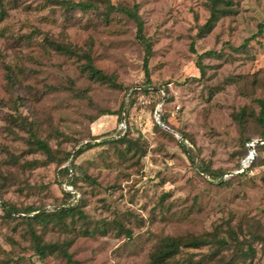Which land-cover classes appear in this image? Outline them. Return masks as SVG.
<instances>
[{
  "label": "rangeland",
  "instance_id": "1",
  "mask_svg": "<svg viewBox=\"0 0 264 264\" xmlns=\"http://www.w3.org/2000/svg\"><path fill=\"white\" fill-rule=\"evenodd\" d=\"M3 1L0 202L18 211L61 204L63 158L94 137L102 142L76 158L90 176L77 182L83 215L44 230L6 217L0 206V264H152L163 237L191 234L226 242L183 248L165 264H189L187 257L193 264H264V150L257 156L255 147L256 164L237 174L249 153L245 138L264 142V0H231L232 13L207 32L211 0H112L138 5L152 43L150 84L161 87L162 100L153 92L133 101L128 90L148 80L134 20L116 12L108 21L99 11H67L47 0ZM207 50L220 55L201 59L202 74L199 54ZM86 52L108 81L84 71ZM122 106L136 144L104 143L122 121L102 112L120 114ZM163 113L168 125L160 129ZM36 138L48 142L50 155ZM207 166L221 175L202 172ZM31 230L45 242L73 239V262L61 253L41 258ZM248 245L253 252L244 255Z\"/></svg>",
  "mask_w": 264,
  "mask_h": 264
},
{
  "label": "trees",
  "instance_id": "2",
  "mask_svg": "<svg viewBox=\"0 0 264 264\" xmlns=\"http://www.w3.org/2000/svg\"><path fill=\"white\" fill-rule=\"evenodd\" d=\"M52 2L56 5H61L67 9V11L70 10H80L82 12H88L90 10L99 11L100 14H102L108 21L111 18V15L116 12L123 13L127 15L130 19L134 20L137 24V32L138 37L141 39V41L144 43L146 48V57H145V68H146V74L148 76V80L145 84H139L135 87H131L129 91V95L132 96V101L139 98L140 95H148L149 93H157L159 96V100H162V93H161V87H155L151 85L150 83V74L148 69V61L150 56L152 55V43L149 40H146L144 37V29L145 24L144 20L142 19V16L138 12V5L135 4L132 8L123 4H116L113 3L112 0H47ZM230 2L231 0H211V15L209 19L206 21L204 25H202V30L204 32H207L211 30L214 25L217 23V21L222 17L223 15L232 13V8H230ZM7 16V11L4 8V1L0 0V21L4 20ZM55 49H57L60 52H71V48L67 45H63L61 43H55L54 44ZM243 48V44L239 46L237 49ZM220 53L216 50H207L201 54H199V64L198 67L201 70V73H205L204 65L201 62V59L204 56H218ZM84 57L86 58V63L84 65V71H87L91 78L101 81H108L110 79V76L104 73V71L100 68H98L93 61V58L90 54V52L84 53ZM12 79V78H10ZM261 105V112L258 115V119L261 123L264 122V99L258 100ZM157 103V102H156ZM157 105V104H156ZM124 106L120 108V114L117 112H107L104 111L102 114H117L118 119L120 122L123 119V115L125 112V122L128 121V110H125ZM244 110L240 111L236 114L235 117L237 119L242 120L244 116ZM167 115L165 113L161 114V120L168 125V119ZM96 118L93 120L95 121ZM157 127L161 129V125L159 123H156ZM129 125L127 123V129H119L115 132L109 133L105 135V139L103 141L111 142V141H117L121 143H129V145L136 144V141L130 139L128 137L129 133ZM262 136L260 137L261 141L264 140V131L261 133ZM246 140V149L249 151V143L250 141H253L254 138L247 137ZM99 140V137H94L93 140H90L84 144L77 152H68L64 159V164L61 166V170L66 174L65 179L63 180L64 186V197L65 201H63L61 204L54 206L52 208L45 207V208H38L36 206H29L25 208L24 211H18L14 207H10L8 202L1 201L0 206L5 213L6 217H12V218H19L23 221L32 224H43L44 230L48 229L51 222H54V225L63 226L66 223V220L68 218H73L76 215H83L84 212L82 210V207L84 206L83 202V196L80 190L77 187V182L80 179V174H83L85 178H89L82 169V167L79 164H76V158L79 156L80 153L92 149L95 146H97L102 141ZM36 148L40 149L46 154H51V147L48 144L47 141L36 138L35 139ZM185 146V144H182ZM256 151L257 156L259 155L258 151L264 150V142H259L256 144ZM127 154L125 153V156ZM256 156V157H257ZM245 157V156H244ZM255 158L251 165L245 169L242 172H239L237 174H244L247 173L252 167L256 164ZM242 160V159H241ZM238 169H241V162H239ZM202 172H207L209 175H213L214 177H218L221 175L220 171H212L210 168L203 167L201 170ZM69 183L71 184L79 193L80 197L77 199V195L75 193H72L71 191H68L65 188V184ZM95 231V230H94ZM32 236L34 238L35 243V250L37 254L44 258L48 254H54V253H61L67 258L68 263L73 262V255L68 251L69 246L72 244L73 239L67 240L63 243L58 242H45L42 234L37 233L35 230H31ZM84 234H88L89 230H86L85 232H80ZM234 238V236H232ZM217 243H224L226 240L224 238L214 237L213 239H210L206 236H200V235H189V236H165L163 237L155 250L151 253L150 261L152 264H165L170 263L172 260L175 259L177 255H179L183 248H200L203 247L209 243L213 242ZM242 253L244 255H249L253 252L252 245H248L246 249H241ZM217 251V250H216ZM216 251H214L216 253ZM213 252V253H214ZM239 254V253H238ZM194 258L187 257L185 258V262L189 264H193ZM200 262V260L198 261ZM226 264H235L234 261H228Z\"/></svg>",
  "mask_w": 264,
  "mask_h": 264
},
{
  "label": "built area",
  "instance_id": "3",
  "mask_svg": "<svg viewBox=\"0 0 264 264\" xmlns=\"http://www.w3.org/2000/svg\"><path fill=\"white\" fill-rule=\"evenodd\" d=\"M160 115V114H159ZM161 115L158 117V119H161L160 118ZM120 129H123V130H126L127 129V123L125 122V118L122 119V122L120 123ZM257 140H253L250 142L249 144V153L248 155L242 160V163H241V169L239 171H244L245 169H247L251 163H252V160L254 158V153H255V146ZM65 188L68 190V191H71L72 193H75L77 195V199L80 197V193L69 183H66L65 184Z\"/></svg>",
  "mask_w": 264,
  "mask_h": 264
},
{
  "label": "water",
  "instance_id": "4",
  "mask_svg": "<svg viewBox=\"0 0 264 264\" xmlns=\"http://www.w3.org/2000/svg\"><path fill=\"white\" fill-rule=\"evenodd\" d=\"M124 118H125V113H124V115H123V119H124ZM158 123L161 124V125H163V126H164V124H165L161 119H158ZM239 172H240V171H239Z\"/></svg>",
  "mask_w": 264,
  "mask_h": 264
}]
</instances>
